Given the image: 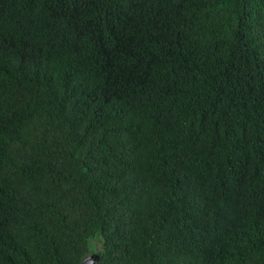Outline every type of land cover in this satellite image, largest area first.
<instances>
[{"label": "trees", "instance_id": "trees-1", "mask_svg": "<svg viewBox=\"0 0 264 264\" xmlns=\"http://www.w3.org/2000/svg\"><path fill=\"white\" fill-rule=\"evenodd\" d=\"M264 264V0H0V264Z\"/></svg>", "mask_w": 264, "mask_h": 264}, {"label": "rangeland", "instance_id": "rangeland-1", "mask_svg": "<svg viewBox=\"0 0 264 264\" xmlns=\"http://www.w3.org/2000/svg\"><path fill=\"white\" fill-rule=\"evenodd\" d=\"M91 244H92L95 248H97V247L99 246V243H98V241H97L96 238H92V239H91ZM96 254H97L96 251H94L92 248H89V253L86 255V257H87V256H90V257H91V255H92V257H93V256H95Z\"/></svg>", "mask_w": 264, "mask_h": 264}, {"label": "water", "instance_id": "water-1", "mask_svg": "<svg viewBox=\"0 0 264 264\" xmlns=\"http://www.w3.org/2000/svg\"><path fill=\"white\" fill-rule=\"evenodd\" d=\"M78 264H93V261L91 258L87 257L85 259L80 260Z\"/></svg>", "mask_w": 264, "mask_h": 264}, {"label": "clouds", "instance_id": "clouds-1", "mask_svg": "<svg viewBox=\"0 0 264 264\" xmlns=\"http://www.w3.org/2000/svg\"><path fill=\"white\" fill-rule=\"evenodd\" d=\"M90 244H91V242H90ZM91 245H92V244H91ZM92 247H93V250H94V251H96V248H95L93 245H92ZM97 248L99 249V246H98ZM88 253H89V251H88L87 253H85V254L83 255V257H82L80 260H82V259H85V258L89 257V258H91V259H92V261L94 262V259H93V257H95V256H93V257H92V255H91V257H90V256H87V257H86V255H87ZM79 262H80V261H79ZM79 262H78V263H79Z\"/></svg>", "mask_w": 264, "mask_h": 264}]
</instances>
